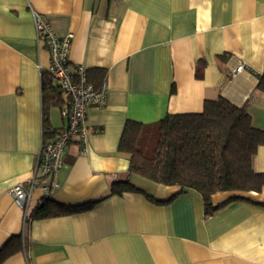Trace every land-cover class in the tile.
I'll list each match as a JSON object with an SVG mask.
<instances>
[{
    "label": "crops",
    "instance_id": "obj_1",
    "mask_svg": "<svg viewBox=\"0 0 264 264\" xmlns=\"http://www.w3.org/2000/svg\"><path fill=\"white\" fill-rule=\"evenodd\" d=\"M34 13L58 37L74 34L70 72L83 65L95 88L106 83L107 105L88 108L87 153L78 141L68 147L51 197L70 207L97 203L31 220L45 202L38 187L25 220L10 190L34 176L51 66ZM242 63L246 70L231 73ZM263 74L264 0H0V250L14 237L23 245L2 264H264V188L218 193L220 207L207 213L199 192L130 174L129 156L118 150L127 122L199 114L219 97L245 108L264 131ZM62 109L46 112L57 135L67 125ZM253 168L264 173V146ZM127 180L141 192L111 195ZM148 196L175 198L156 204Z\"/></svg>",
    "mask_w": 264,
    "mask_h": 264
},
{
    "label": "trees",
    "instance_id": "obj_2",
    "mask_svg": "<svg viewBox=\"0 0 264 264\" xmlns=\"http://www.w3.org/2000/svg\"><path fill=\"white\" fill-rule=\"evenodd\" d=\"M259 90L264 92V74L260 76ZM45 140L54 135L48 124L46 112L51 107L63 108V93L49 73L42 80ZM57 135V133H56ZM264 146V131L252 124L245 108H239L224 97L207 100L199 114L168 115L151 125L129 121L119 143V152L129 156V173L166 187H179L199 192L204 199L207 213L214 205L218 193H260L264 188V173L253 168V160ZM130 180L115 182L111 195L140 193ZM175 198L173 196L169 201ZM165 204L169 201H156ZM89 205L70 207L45 200L30 215L31 220L65 216L91 208ZM21 237H14L0 250V264L19 252Z\"/></svg>",
    "mask_w": 264,
    "mask_h": 264
},
{
    "label": "built area",
    "instance_id": "obj_3",
    "mask_svg": "<svg viewBox=\"0 0 264 264\" xmlns=\"http://www.w3.org/2000/svg\"><path fill=\"white\" fill-rule=\"evenodd\" d=\"M34 25L37 38L48 48L51 57V66L48 73L58 83L61 92L70 99V104L62 109V116L67 120L66 127L53 139L43 141L39 152L37 166L32 181L28 186L15 185L11 190L15 204L24 212L25 220L30 213V203L36 188L41 187L43 199L52 197L59 189L55 181L56 174L65 165L66 151L74 142L81 146V154L87 153L88 129L87 112L90 106L105 108L107 105V84L95 88L89 83L87 71L83 65H78L76 75L70 72V54L74 41V34L58 37L49 24L38 14L34 13ZM247 67L244 63L232 69L237 74ZM41 203V202H40Z\"/></svg>",
    "mask_w": 264,
    "mask_h": 264
}]
</instances>
